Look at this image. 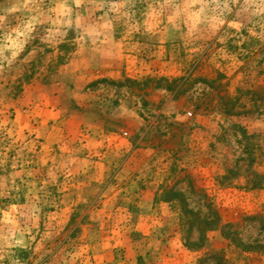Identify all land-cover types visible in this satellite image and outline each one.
<instances>
[{"label": "rangeland", "instance_id": "374dc122", "mask_svg": "<svg viewBox=\"0 0 264 264\" xmlns=\"http://www.w3.org/2000/svg\"><path fill=\"white\" fill-rule=\"evenodd\" d=\"M0 264H264V0H0Z\"/></svg>", "mask_w": 264, "mask_h": 264}, {"label": "built area", "instance_id": "2783aa9c", "mask_svg": "<svg viewBox=\"0 0 264 264\" xmlns=\"http://www.w3.org/2000/svg\"><path fill=\"white\" fill-rule=\"evenodd\" d=\"M188 114H189L190 116L192 115V113H191V112H189Z\"/></svg>", "mask_w": 264, "mask_h": 264}]
</instances>
